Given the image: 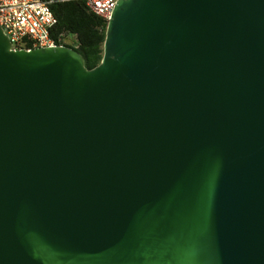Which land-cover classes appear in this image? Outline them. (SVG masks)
<instances>
[{"label": "water", "instance_id": "1", "mask_svg": "<svg viewBox=\"0 0 264 264\" xmlns=\"http://www.w3.org/2000/svg\"><path fill=\"white\" fill-rule=\"evenodd\" d=\"M0 264H264V0H119L93 68L0 25Z\"/></svg>", "mask_w": 264, "mask_h": 264}, {"label": "built area", "instance_id": "2", "mask_svg": "<svg viewBox=\"0 0 264 264\" xmlns=\"http://www.w3.org/2000/svg\"><path fill=\"white\" fill-rule=\"evenodd\" d=\"M57 1L71 0H0V25L13 48L64 45L52 36L58 23L52 5ZM84 1L91 11L109 20L119 0Z\"/></svg>", "mask_w": 264, "mask_h": 264}, {"label": "trees", "instance_id": "3", "mask_svg": "<svg viewBox=\"0 0 264 264\" xmlns=\"http://www.w3.org/2000/svg\"><path fill=\"white\" fill-rule=\"evenodd\" d=\"M52 8L58 18L52 36L59 44L77 49L88 68L98 65L104 53L108 20L91 11L84 0L57 1ZM69 37L73 43L67 41Z\"/></svg>", "mask_w": 264, "mask_h": 264}, {"label": "rangeland", "instance_id": "4", "mask_svg": "<svg viewBox=\"0 0 264 264\" xmlns=\"http://www.w3.org/2000/svg\"><path fill=\"white\" fill-rule=\"evenodd\" d=\"M67 41L70 42V43H73V42H74V39L71 38V37H69V38L67 39Z\"/></svg>", "mask_w": 264, "mask_h": 264}]
</instances>
